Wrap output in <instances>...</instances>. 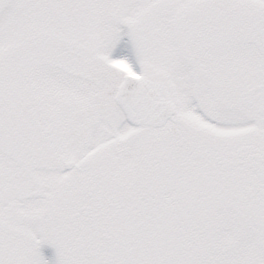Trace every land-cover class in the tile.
<instances>
[{"label":"snow or ice","instance_id":"1","mask_svg":"<svg viewBox=\"0 0 264 264\" xmlns=\"http://www.w3.org/2000/svg\"><path fill=\"white\" fill-rule=\"evenodd\" d=\"M0 264H264V0H0Z\"/></svg>","mask_w":264,"mask_h":264},{"label":"rangeland","instance_id":"2","mask_svg":"<svg viewBox=\"0 0 264 264\" xmlns=\"http://www.w3.org/2000/svg\"><path fill=\"white\" fill-rule=\"evenodd\" d=\"M41 251H42V254L44 255V257L46 259H49L50 261L52 259H54V250L53 249H51V248H49L47 246H43Z\"/></svg>","mask_w":264,"mask_h":264}]
</instances>
